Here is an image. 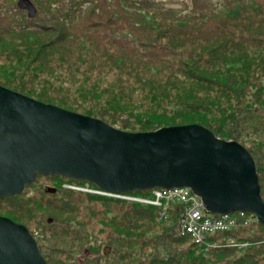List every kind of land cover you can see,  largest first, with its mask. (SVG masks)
<instances>
[{
	"label": "rangeland",
	"instance_id": "obj_1",
	"mask_svg": "<svg viewBox=\"0 0 264 264\" xmlns=\"http://www.w3.org/2000/svg\"><path fill=\"white\" fill-rule=\"evenodd\" d=\"M166 1L170 9L179 13L182 0ZM225 1L207 0L205 3L189 4L183 12L194 8L195 14L207 15L221 8ZM241 1V8L245 7L248 11L253 7L258 16L245 28L236 25L227 29L232 28L230 33L235 30L237 35L234 37L253 38L254 43L250 42L241 50L222 53L221 61L213 65L201 66L202 63H198L199 66H195L179 51H189L194 45L204 54L219 43L215 32L204 36L199 32L202 27L194 25L190 32L197 36V41L183 40L189 38L179 36L180 49L172 47L170 25L154 24L158 27L148 32L152 40L162 46H171L174 53L167 51L162 58L174 67L183 63L175 71L176 77H157L151 86L146 84L145 76L118 79L115 76L117 71L106 64L107 60L96 57L93 49L99 48L95 46L81 52L74 46L66 48L58 44L52 47L49 42L62 28L51 23L34 36L0 35V85L77 113L89 110L96 118L103 110L107 114L104 120L124 131L139 130L157 120L177 123L180 120L173 119L177 108L199 103L208 105L210 109H205L204 114L203 109L194 108V115H203L204 124L224 134L225 140L237 141L253 154L258 166L259 193L264 200V69L258 71L264 64L260 59L264 55V0H255V4L252 0ZM8 3L3 2L5 9L10 8ZM89 6L90 1L79 6L69 5L70 17L64 29L69 34H78L71 36V45L85 32L99 34V26L96 25L99 18L82 17ZM54 12L60 15L56 10ZM89 12L97 13L93 9ZM37 13L41 18L46 16L44 9L37 10ZM260 18L263 25L257 21ZM246 21L247 18H242L239 24ZM168 27L170 33L165 30ZM163 31L165 34L158 37ZM99 39L101 45L110 41L105 34L102 38L97 37L98 43ZM87 40L95 45L91 36ZM176 55L177 61L174 59ZM80 56L84 61L74 60ZM133 60L142 66V63L159 64V61ZM105 68L108 70L103 72ZM121 122L126 123V127L121 126ZM152 195V190H140L131 192V195L122 193L115 196L101 191L94 184L54 173L37 176L13 197L14 200L0 198V215L27 228L46 264H195L190 260L192 253L188 251L190 241L179 238L174 228L170 229L168 219L174 220L173 212L166 211L168 216L158 217L155 211L152 217L149 216L150 211L147 212L148 206L143 200L150 199ZM158 201L152 209L159 208L160 199ZM248 224L240 223L242 228L235 225L238 228L234 233L228 230V234L230 231L233 233L230 234L232 244L218 248L222 250L202 254L207 258L197 263L264 264L263 259H258L263 256L253 254L254 247L259 244L254 235L256 232L261 234L262 227ZM245 252H252L255 256L245 258Z\"/></svg>",
	"mask_w": 264,
	"mask_h": 264
},
{
	"label": "water",
	"instance_id": "obj_2",
	"mask_svg": "<svg viewBox=\"0 0 264 264\" xmlns=\"http://www.w3.org/2000/svg\"><path fill=\"white\" fill-rule=\"evenodd\" d=\"M54 173L113 194L187 186L206 210L250 212L264 225L255 163L237 141L198 123L124 131L0 85V198ZM0 264H46L27 228L3 215Z\"/></svg>",
	"mask_w": 264,
	"mask_h": 264
},
{
	"label": "trees",
	"instance_id": "obj_3",
	"mask_svg": "<svg viewBox=\"0 0 264 264\" xmlns=\"http://www.w3.org/2000/svg\"><path fill=\"white\" fill-rule=\"evenodd\" d=\"M88 1H90V6L86 11L84 10L85 11L83 13L84 16L82 17L85 19L91 17L99 18V21L96 23V25L99 26V34L98 32H91V33L85 32L81 38L75 39L74 41L76 42H74L71 45L70 41L71 39L73 40L71 36L76 37L78 34H72V33L69 34L68 30L65 31L64 29L65 26L66 27L68 26L67 20L70 17V15H68L69 5L76 4L77 6H79L80 4L87 3ZM165 1L166 0H4V1L0 0V35L5 33L10 35L14 34L16 36L19 35L34 36L40 33L44 28L49 26L46 24L54 23L57 26H60L62 29L59 30V32L56 34L54 39L51 42H49L52 47L55 48L58 44H62L66 48L74 46L75 49L81 52L82 50L89 49L90 46H95V48H99V50L93 49L94 53H96V57L97 58L104 57L107 60L106 64L111 65V67L117 71V74L115 76L118 79H121L122 77H131V78L139 79L140 76H145L147 77L146 84L150 86L155 82L157 77L165 78V79L169 77H176L175 71L177 70V68L179 69L180 67H182L181 65L183 63L182 64L180 63V67H178V64L174 67L172 66L173 64L171 62L169 61L166 62V60L162 58V55L167 51L168 53H170L172 47L175 48L176 46L177 48L180 47L179 36H183V37L187 36L189 38V39L182 38L183 40L197 41V36L192 32H190V29L194 25L202 27V30L199 31L200 34L207 36V33L211 34L215 32L217 35L216 37L219 39V43L216 44L215 46L210 47V50L205 52L204 54H202L203 52L201 49H199L197 46L194 45L193 48H191L189 51H179L182 57L185 58L188 57L190 62L195 66H197L198 63H202L201 66L213 65L217 61L218 62L221 61L222 53L227 51L241 50L243 47L250 45L251 44L250 42L254 43L253 38L244 37L242 35L240 37H234L237 35L235 34L236 33L235 30H233L232 33H230L232 28L230 27L229 29H227L229 26H236V25H240L241 28H245L250 24L251 21H253L255 16H258L256 13L257 10L253 7L248 8L249 12L246 11L245 7L241 8V4H242L241 0H227L223 3L221 8H218L217 11L209 12L207 15L195 14L194 8H190V12L189 11L183 12L185 11V9L188 7L189 4L196 5L197 3H205L207 2V0H188V1L182 0V5L179 7V11L177 9L179 13H175L176 10L170 9L167 6L168 4L167 3H166L167 5L165 4ZM3 2L4 3L9 2L8 4L10 8L5 9L3 7ZM252 2L253 4H255V0H252ZM39 9L45 10L46 16H44V18H41L40 14L37 13V10ZM91 9H93L97 13L89 12ZM54 10L59 12L60 15H56ZM260 13L261 11L259 10L258 13L259 16ZM196 17H200L201 20H197ZM242 18H247V21L243 24H239V20H241ZM257 21H259V23L263 25V23H261V18L258 19ZM102 22H105L104 26L102 25ZM262 22H264V16L262 17ZM163 23H167L168 25H170L172 29L171 31V35L173 37L172 47L169 45L162 46L160 42L153 41L152 35L148 33L152 29L157 28L158 26H162ZM154 24H157L158 26L155 27ZM170 27L165 29L167 30L168 33H170L169 32ZM17 30L20 31V33H18ZM104 34L109 38L110 41L101 45L100 39L98 43L97 37L99 36V38H102ZM164 34L165 33L163 31V34L157 36L159 37ZM89 36L93 38V40L95 41V45H91L88 43L87 38ZM203 39L206 40L207 38L203 37ZM226 47H230V48H226ZM133 58L140 60L144 59L151 62L159 61V64L154 65V63H148V64L142 63L143 64L142 66L139 65V62L137 60H133ZM174 59L177 61V55L174 57ZM260 59L264 61V55H262ZM74 60H77V62L84 61L82 56H80L78 59L74 58ZM260 69H264V64L260 68H258V71H260ZM107 70L108 69L105 68L103 72H106ZM199 104L187 105V106H182L183 108H177V110L175 111V113L177 114L173 117V119L175 118L180 120L177 123L176 122L169 123L163 121L160 122V120H157L156 123L153 124L150 122L149 124L143 125L141 129L135 131L154 130L160 127L161 125H167V124L180 125L186 123H198L209 129L216 137L220 136L221 139L226 138L224 134H219L217 130H213L210 127V125L204 124V121H202L203 115H199V113L197 114L198 116L194 115L193 112L194 108L200 110L203 109V114L205 112L204 111L205 109H210L208 105H199ZM83 110H81L82 112H78V113L88 116L93 115L92 112H90L89 110L87 111H83ZM119 112L120 110L118 111V113ZM106 115L107 114H105V112L101 110L98 119L108 124V122L104 120ZM115 121H117V119ZM120 124L121 126L126 127V123L121 122ZM131 127L133 128V126ZM121 129L123 130V128ZM130 131H134V130H130ZM247 151L250 154H252L249 150ZM255 172L256 174L258 172V166H256V164H255ZM141 190H150V188L141 189ZM133 191L140 192V190H131L128 192H124L123 194L131 195V192ZM259 192H260V188H259ZM14 196L15 195L6 196V198L13 199ZM170 203H165V205H163L162 207L159 205L158 206L159 210L152 209L154 208V205L152 204L146 205L144 203V205L148 206L146 208H147V212L150 211L149 212L150 217L153 216L152 212L155 214V211L157 212L158 217H161L160 216L161 211L165 213L166 216H168L169 214V213L167 214L166 211H172L174 220L170 221V219H168V221L171 224L170 229L174 228L175 234L180 236L179 238H184L183 236L180 235V230L178 224L176 223V218L178 213L180 212L181 206L180 204H176V205L173 204L174 206L173 205L170 206ZM175 206L178 207V210L176 212H174L176 210ZM256 224L259 227L260 226L262 227L261 229L262 233L260 234L256 232L254 235L255 240H257L259 244L257 243V245L254 247L256 249H253V254L255 255L260 254V256H263L258 259H263V263H264V248L262 246L264 245V233H263L264 225L257 222ZM237 228H234L231 231H233L234 233L237 231ZM240 228H242V226ZM231 231L230 234H233L231 233ZM224 234L230 235L228 234V231L226 233H221V235ZM218 235L219 234H215L211 238H215ZM218 237L217 239H219ZM250 238H251L250 242H252L253 236H251ZM188 243H189L188 251L192 253L191 254L192 258L190 260L195 264H205V263H197L199 260L207 258L205 255H202V252L196 250V248L199 246L194 247L196 245L192 244L191 242ZM127 246L131 247L132 244H127ZM218 248L211 251L222 250ZM251 251H252V247H251ZM194 252H196V254L198 255H195ZM251 253L245 252L246 254V255L244 254L245 258H249L250 255L252 257L255 256L252 255ZM254 264H259V263H254Z\"/></svg>",
	"mask_w": 264,
	"mask_h": 264
},
{
	"label": "built area",
	"instance_id": "obj_4",
	"mask_svg": "<svg viewBox=\"0 0 264 264\" xmlns=\"http://www.w3.org/2000/svg\"><path fill=\"white\" fill-rule=\"evenodd\" d=\"M156 197H175L182 203L183 209L176 218L180 235L189 237L192 243L199 245L203 243L204 234L223 224H236L238 220L247 223L251 217L242 218V211L222 214H208L201 204L199 198L186 187L159 189ZM232 214V215H230ZM241 218H240V217Z\"/></svg>",
	"mask_w": 264,
	"mask_h": 264
},
{
	"label": "bare ground",
	"instance_id": "obj_5",
	"mask_svg": "<svg viewBox=\"0 0 264 264\" xmlns=\"http://www.w3.org/2000/svg\"><path fill=\"white\" fill-rule=\"evenodd\" d=\"M248 217H253V215L251 213H248V212H242V218L243 219H246ZM235 225L238 226V225H240V223L223 224L220 228H215V229H212L211 231L205 233L203 243L199 247H197L196 250L199 252H202V254L207 255V253L211 252V250L213 248L214 238H211V237L217 233H221L222 231H223L222 233H226L228 230H232L234 228H237V227H235ZM244 240L247 241V238H244Z\"/></svg>",
	"mask_w": 264,
	"mask_h": 264
},
{
	"label": "clouds",
	"instance_id": "obj_6",
	"mask_svg": "<svg viewBox=\"0 0 264 264\" xmlns=\"http://www.w3.org/2000/svg\"><path fill=\"white\" fill-rule=\"evenodd\" d=\"M40 174H37L35 177H34V179L37 177V176H39ZM66 177V176H65ZM33 179V180H34ZM33 180L30 182V183H32L33 182ZM30 183H28V184H30ZM28 184H26V185H28ZM26 185H24V187L26 186ZM23 187V188H24ZM182 187H187V186H182ZM158 188V187H157ZM163 189L164 187H160L159 189ZM169 188H175V187H169ZM188 188V187H187ZM192 193H194L190 188H188ZM23 190V189H22ZM102 191V190H101ZM22 192V191H21ZM20 192V193H21ZM104 192V191H103ZM105 193H107V194H109L108 192H105ZM122 193H124V192H122ZM122 193H115V194H113V193H110L111 195H115V196H117V195H120V194H122ZM19 194V193H18ZM195 194V193H194ZM16 195V194H15ZM197 197L199 198V200L201 201V199H200V197L197 195ZM201 204H202V202H201ZM202 206H203V204H202ZM236 211H241V210H233V211H230L229 213H233V212H236ZM243 212V211H242Z\"/></svg>",
	"mask_w": 264,
	"mask_h": 264
}]
</instances>
